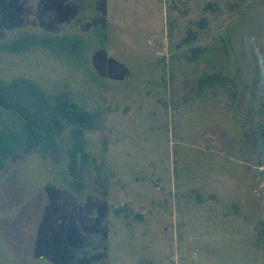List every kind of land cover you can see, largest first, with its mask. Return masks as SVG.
Returning a JSON list of instances; mask_svg holds the SVG:
<instances>
[{
    "label": "rangeland",
    "instance_id": "1",
    "mask_svg": "<svg viewBox=\"0 0 264 264\" xmlns=\"http://www.w3.org/2000/svg\"><path fill=\"white\" fill-rule=\"evenodd\" d=\"M21 32L80 36L86 59L1 54L0 78L69 89L106 126L83 191L63 156L0 171V264H264V0H0V42Z\"/></svg>",
    "mask_w": 264,
    "mask_h": 264
},
{
    "label": "trees",
    "instance_id": "2",
    "mask_svg": "<svg viewBox=\"0 0 264 264\" xmlns=\"http://www.w3.org/2000/svg\"><path fill=\"white\" fill-rule=\"evenodd\" d=\"M86 42L84 38L71 34L21 32L0 42V55L19 56L34 49H45L59 58L82 64L86 59L83 48ZM200 52L193 49L194 54ZM195 59L192 57V61ZM227 81L225 76L218 74L201 76L198 90L201 92L213 85L224 86ZM104 110L80 104L69 89L48 93L28 77L0 78V114H10L15 122L11 128H0V171L19 156L33 153L63 156L72 178L70 189L73 192L85 190L83 180L95 160L87 146L88 135L105 128L107 111ZM259 121L255 127L258 137L256 135L254 143L259 142L264 148V119ZM99 171V165L94 166V176L89 186L97 182ZM97 189L98 186H92V190ZM255 234L254 246L263 249L262 231L257 228Z\"/></svg>",
    "mask_w": 264,
    "mask_h": 264
}]
</instances>
